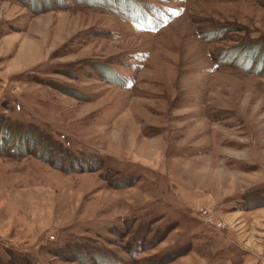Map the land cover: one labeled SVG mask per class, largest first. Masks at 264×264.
<instances>
[{"label":"rangeland","instance_id":"1","mask_svg":"<svg viewBox=\"0 0 264 264\" xmlns=\"http://www.w3.org/2000/svg\"><path fill=\"white\" fill-rule=\"evenodd\" d=\"M0 264H264V0H0Z\"/></svg>","mask_w":264,"mask_h":264},{"label":"bare ground","instance_id":"2","mask_svg":"<svg viewBox=\"0 0 264 264\" xmlns=\"http://www.w3.org/2000/svg\"><path fill=\"white\" fill-rule=\"evenodd\" d=\"M27 46V45H26Z\"/></svg>","mask_w":264,"mask_h":264}]
</instances>
